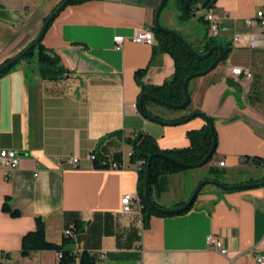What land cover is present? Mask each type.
Segmentation results:
<instances>
[{"label": "crops", "instance_id": "crops-1", "mask_svg": "<svg viewBox=\"0 0 264 264\" xmlns=\"http://www.w3.org/2000/svg\"><path fill=\"white\" fill-rule=\"evenodd\" d=\"M195 1L196 17L183 21L178 15L187 22L180 25L189 31V43L200 40L202 49L207 28L202 39L189 28H198V17L213 9L221 17L216 44L246 55L236 61L228 57L189 83L192 112L212 117L217 132L214 158L202 168L208 174L210 168L223 171L229 186L263 182L264 167L243 160H264V101L250 97L258 77L263 84V52L231 43L235 35L249 32L245 20L255 14L257 0H216L210 8L204 7L209 0ZM60 2L48 0L43 6L39 0H0V65L40 35ZM160 3L93 0L68 5L46 31L43 43L60 56L70 74L44 79L37 63L21 61L0 79V151L13 149L20 158L9 179L0 167V254L6 257L0 264H57L55 251L21 254L22 237L35 228L38 216L46 223L48 239L56 243L79 223L74 249L77 254L94 252L98 264H257L256 255L264 253V187L223 192L218 186H205L188 212L153 215L148 228L139 202L134 201L130 212L122 210L123 197L137 195L139 186L137 165L127 156L132 147L125 138L145 132L163 149L183 148L190 144L187 133L206 123L194 120L163 128L137 105L142 92L138 70H146L141 82L149 86L163 85L175 72L171 55L154 52L158 41L150 46L131 40L135 30L153 29ZM166 23L176 30L169 15ZM251 30L260 32L256 26ZM117 35L126 38L121 50L114 41ZM232 64L250 66L254 79L233 77ZM184 115L166 114L159 120ZM94 151L109 158L126 154V168H95ZM70 157L79 158L77 168L66 162ZM221 161L225 166H219ZM197 168L164 175L156 201L166 210L184 207L201 181L213 179L195 172ZM248 170L255 174L246 175ZM6 199L20 210V217L3 211ZM210 235L221 240L226 255L207 244Z\"/></svg>", "mask_w": 264, "mask_h": 264}, {"label": "trees", "instance_id": "trees-1", "mask_svg": "<svg viewBox=\"0 0 264 264\" xmlns=\"http://www.w3.org/2000/svg\"><path fill=\"white\" fill-rule=\"evenodd\" d=\"M63 1L64 0H61V2L56 6V8ZM88 1H93V0H71L68 5L81 4ZM177 2L180 8L179 18L181 20L188 21L196 17L197 9L195 8L196 6L195 0H177ZM215 2L216 0H209L204 5V7L210 8L215 4ZM56 8H54L52 13L56 10ZM49 16L46 18L45 23L49 18ZM198 20L204 23L207 28V34L203 39L202 49L200 50L195 49L192 44H190L180 33L179 34L184 38L186 43L197 53L205 54L213 46H216L217 44L214 38H210L208 36V23L207 21L204 20V15H200L198 17ZM153 29L155 31L156 39L158 41V47L155 48L154 52L167 53L171 55L175 63V72L172 75L171 79L166 81V83H164L163 85L149 86L141 82V79L146 70H138L136 72V78L140 81L142 85L141 94L149 93L157 97L158 99L173 105L182 104L185 101L183 86L186 78L192 74L202 72L207 68H209L212 62L218 56L219 52L215 51L213 55L208 59L199 60L186 46H184V44L178 39L177 36L172 35L170 33L160 32L156 30L155 26H153ZM43 37L37 44H35L36 39L38 38L37 37L30 45H28L22 52H20V54H22L27 49H29V51L21 61H26L28 64L37 63L39 65L40 75L44 79L54 80L68 76L70 74V71L63 65L60 56L54 50L44 45ZM230 51L231 48L229 46L224 47V55L222 61H225L228 58V54ZM17 56H15L14 58H16ZM14 58L6 60L3 64L0 65V68L4 67ZM21 61L17 62L15 65L11 66L10 68L0 72V79L3 78L5 75H7ZM30 72L31 71L27 68L26 77L28 78L30 77ZM261 78L262 77H258L253 82L251 88L253 95H251L250 97H253L254 99H258V100H263ZM150 100L151 98L148 97L144 98L143 100L144 110L149 115L154 116L157 119H161L159 116L154 115L151 112L149 108L150 106L148 104ZM190 104L191 102L188 104V106H190ZM195 112H199V111H193L192 113ZM188 116L189 115H184L179 119L167 120V121L168 122L181 121L186 119ZM187 136L190 141V144L188 146L183 148H169V149L161 148L157 143L156 139L149 133H145V132L132 133L131 135L125 138V142L132 147V153L131 156L129 157L130 162L137 165L138 161H144L143 164L137 165L138 175H139V186H138L137 195L140 198V204L142 206V214H143L145 228L149 227V221L153 215L173 216L176 214H183L185 212H188L192 208L191 207L190 209L183 212H172L171 210H166L162 205H160L156 201V198L154 197V195L160 196L163 191L162 178L164 175L187 171L191 169L192 166H196L200 164L210 153L214 142H213L211 126L208 122H206L205 125L200 129L189 131L187 133ZM216 138H217V132H216ZM215 153L216 151L214 152V154ZM93 154L96 155L95 159L93 160L95 164V168L103 169L109 167V162H108L109 157L101 156L97 151H94ZM153 154H158V156L154 157L150 164L149 192L152 201L160 208H162V210H157L151 207L145 201V188H146L145 183L147 178V165L150 156ZM214 154L210 158L208 163H210L213 160ZM252 158L254 159L255 166L264 167V160L261 157H252ZM114 160H117L119 163H122L123 155L121 153L116 154L114 156ZM210 174L212 175L214 174L213 168H210ZM263 181H264V177H263ZM223 192H227V191L225 190ZM2 209L5 213H8L10 216L14 218L21 216L20 210L12 208V206L9 203V199H6ZM71 228H73L75 233L81 231V225L79 223L73 225ZM75 244H76L75 238L70 235H66V233H64V237L61 243L50 241L46 233V223L42 217L38 216L35 219V228L25 233L22 237L21 254L24 257H30L36 252L50 250L57 252L59 255L57 264H98L99 260L94 252L84 250L80 254H77L75 252L76 250L74 249Z\"/></svg>", "mask_w": 264, "mask_h": 264}, {"label": "built area", "instance_id": "built-area-1", "mask_svg": "<svg viewBox=\"0 0 264 264\" xmlns=\"http://www.w3.org/2000/svg\"><path fill=\"white\" fill-rule=\"evenodd\" d=\"M258 9L255 14L245 20V24L249 29L248 33L238 34L232 38V46L234 48H248L253 51L261 50L263 52L264 60V0H257ZM204 20L208 23V36L210 38H217L221 34L220 21L221 17L210 9L207 14L204 15ZM256 26L260 29V32H254L251 29ZM126 38L121 35H117L114 38L116 48L121 50L125 43ZM131 40L138 44H146L150 46L156 45L157 39L155 31L152 28H141L135 30L131 36ZM231 62L230 59L227 60ZM231 75L235 78H243L248 81L254 79V72L250 66L244 65H234L230 67ZM263 100H264V75H263V84H262ZM132 151H130L127 156H131ZM95 154L92 153V160L95 159ZM126 154L123 153V162L119 163L114 158H108L109 169H124L126 168V163L124 162ZM243 160L249 165L254 166V159L252 157H244ZM66 162L77 168L80 164V160L77 157H70L66 159ZM20 158L18 153L13 149H3L0 151V167L4 170L5 176L7 179L11 178L14 175L15 170L19 166ZM105 163V162H103ZM144 161H138L137 165L143 164ZM219 166H225V161H221ZM38 174H36L37 176ZM134 201L140 203V198L135 194H126L122 199V210L123 212H130L132 210V205ZM66 235H70L75 238L77 233L74 232L73 228H68L65 230ZM207 244L218 250L222 255L227 254V249L223 247L221 240L215 236L210 235L207 238ZM76 252V251H75ZM59 256V255H58ZM102 257V256H101ZM4 254H0V260H5ZM257 264H264V253H258L256 255Z\"/></svg>", "mask_w": 264, "mask_h": 264}, {"label": "water", "instance_id": "water-1", "mask_svg": "<svg viewBox=\"0 0 264 264\" xmlns=\"http://www.w3.org/2000/svg\"><path fill=\"white\" fill-rule=\"evenodd\" d=\"M71 0H64L57 8L56 10L49 16V18L47 19L44 28L41 32V34L38 36V38L36 39L35 44H37L42 37L45 35L46 31L48 30L50 24L52 21H54V19L56 18V16L70 3ZM167 3V0H161L160 6L157 9L156 15H155V28L156 30L160 31V32H164V33H170L172 35H175L178 37V39L184 44V46H186L193 54L194 56H196L199 60H205L208 59L209 57H211L213 55V53L215 51H218L219 54L216 57V59L212 62V64L210 65L209 68H207L206 70L199 72V73H195L192 74L190 76H188L184 82V95H185V101L182 104L179 105H173V104H169L165 101H162L160 99H158L157 97L149 94V93H143L141 94V96L139 97L138 100V107L140 109V111L143 113V115L150 119L151 121L160 123V124H165V125H175V124H181L183 122H187L190 119L194 118V117H202L206 120V122H208L211 126V131H212V135H213V147L210 151V153L208 154V156L198 165L196 166H192V168H197V167H203L205 166L210 158L213 156L214 152L216 151L217 148V138H216V130H215V124H214V120L212 119V117L208 116L207 114L199 111V112H195L193 114H191L190 116H188L186 119L181 120V121H176V122H165L162 120H159L157 118H155L154 116L149 115L143 108V100L145 97L151 98V100L156 101L160 104L166 105L170 108H175V109H183L186 108L188 106V104L191 102V96L189 93V83L200 76H204L207 75L209 72H211L212 70H214L219 63L222 62V58L224 55V47L223 46H213L208 52H206L205 54H200L197 53L194 49H192L184 40V38L175 30H171L168 28H165L164 26H162L161 22H160V16L161 13L163 11V9L165 8V5ZM29 51V49H27L24 53L18 55L16 58H14L13 60H11L9 63H7L4 67L0 68V72L4 71L5 69L10 68L11 66L15 65L17 62L23 60L24 56L27 54V52ZM158 156V154H153L150 156L149 160H148V165H147V178H146V183H145V201L148 205H150L151 207L157 209V210H162V208H160L158 205H156L151 197H150V192H149V185H150V164L153 160L154 157ZM208 184H212L215 186H218L219 188L226 190V191H230V190H249V189H253V188H260V187H264V181L260 182V183H254V184H236V185H226L224 183H221L219 181L213 180V179H207V180H203L201 181L197 188L195 189V191L193 192L190 200L188 201V203L179 209L176 210H171L172 212H183L186 211L188 209H190L193 204L195 203L199 193L202 191V189L208 185ZM165 211V210H164Z\"/></svg>", "mask_w": 264, "mask_h": 264}, {"label": "rangeland", "instance_id": "rangeland-1", "mask_svg": "<svg viewBox=\"0 0 264 264\" xmlns=\"http://www.w3.org/2000/svg\"><path fill=\"white\" fill-rule=\"evenodd\" d=\"M29 1H33V0H29ZM39 1H40V3L43 6L45 5V3L48 2V0H39ZM179 14H180V8H179L177 0H168L167 1V5L164 8V11L162 12V15H161V18H160V22H161L162 25H164V26H166L168 28L169 27L168 25H170V24L166 23V16L169 15L170 19L172 20V24L174 25V27L176 29L175 31L178 30L179 31L178 33H181L183 35V37L189 42V40H188L189 31H187L186 28L184 29V26L181 27L180 24L183 21H180L178 19V15ZM182 24H187V22H183ZM168 29H171V28H168ZM189 29H191L190 30L191 33L199 34V37L202 39L204 37V35H205L206 26H205V24L199 23V27L198 28L192 29V27H190ZM171 30H173V29H171ZM219 39L220 38H218V40ZM199 43H200V40H198L197 43L193 42L192 45L194 46L195 49L200 50ZM228 57L233 59L234 61H236L237 57L243 59V58L246 57V55H245V52H240V51H238V49H233V50H231V52H229ZM199 78H201V76L193 79L192 81L195 82V80H197ZM192 86L191 85L189 86L190 92H192ZM148 104H149V106H153L155 108V110H153L152 113L158 115L160 118H166L167 117L166 114H172V115L174 114L175 116L180 115V114H185V115H189L190 116L191 114H193L192 113V108H193L192 104H190V106H188L187 108H183V109L170 108V107H168L166 105L160 104V103H158L156 101H153V100H150L148 102ZM194 120H205V119L202 118V117H194V118L190 119L189 121H187L186 124L190 123V122H192ZM165 122H168V121L166 120ZM155 124H157V122H155ZM159 126H162L163 128H167V126H170V124L169 125L168 124L167 125H162L161 124ZM200 168H197L195 170V172H200V173L203 172V176L204 177H207V176L208 177H212L213 180L219 179V180H216V181H219L221 183H227L228 181H230L229 179L226 178V176H225L223 171L216 172V173H214L212 175V174L206 173L205 169H203L202 167H200ZM248 174H255V171H249L248 170L246 175H248ZM206 186L215 187V185H212V184H208Z\"/></svg>", "mask_w": 264, "mask_h": 264}]
</instances>
